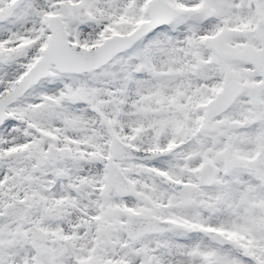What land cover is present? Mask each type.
<instances>
[{
    "label": "snow or ice",
    "instance_id": "1",
    "mask_svg": "<svg viewBox=\"0 0 264 264\" xmlns=\"http://www.w3.org/2000/svg\"><path fill=\"white\" fill-rule=\"evenodd\" d=\"M0 264H264V0H0Z\"/></svg>",
    "mask_w": 264,
    "mask_h": 264
}]
</instances>
